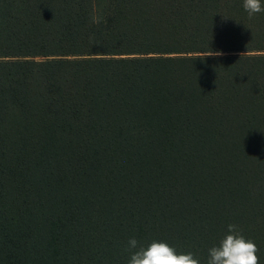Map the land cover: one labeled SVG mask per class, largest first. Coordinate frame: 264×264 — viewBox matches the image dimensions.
<instances>
[{
  "label": "trees",
  "instance_id": "trees-1",
  "mask_svg": "<svg viewBox=\"0 0 264 264\" xmlns=\"http://www.w3.org/2000/svg\"><path fill=\"white\" fill-rule=\"evenodd\" d=\"M229 224L264 264V12L0 0V264H207Z\"/></svg>",
  "mask_w": 264,
  "mask_h": 264
},
{
  "label": "clouds",
  "instance_id": "clouds-1",
  "mask_svg": "<svg viewBox=\"0 0 264 264\" xmlns=\"http://www.w3.org/2000/svg\"><path fill=\"white\" fill-rule=\"evenodd\" d=\"M243 8L249 20L264 12L261 0H243ZM220 55L221 52H211L208 56ZM228 233L218 246L209 249L207 264H259L257 256L259 249L256 244L240 234L234 224L228 225ZM127 250H136L128 264H200L192 253L177 254L176 249L166 242L153 241L147 247H143L132 238L127 242Z\"/></svg>",
  "mask_w": 264,
  "mask_h": 264
}]
</instances>
